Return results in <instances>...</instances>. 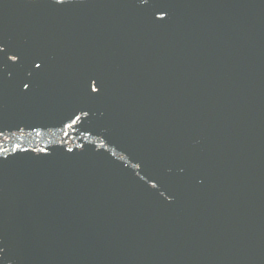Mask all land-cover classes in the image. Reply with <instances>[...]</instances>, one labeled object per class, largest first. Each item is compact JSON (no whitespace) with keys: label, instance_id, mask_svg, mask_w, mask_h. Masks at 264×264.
<instances>
[{"label":"water","instance_id":"95a60500","mask_svg":"<svg viewBox=\"0 0 264 264\" xmlns=\"http://www.w3.org/2000/svg\"><path fill=\"white\" fill-rule=\"evenodd\" d=\"M0 264H264V0H0Z\"/></svg>","mask_w":264,"mask_h":264}]
</instances>
